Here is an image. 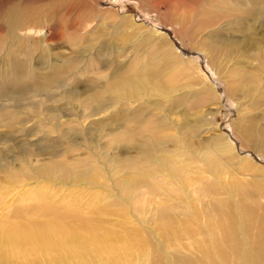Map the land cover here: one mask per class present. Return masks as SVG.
Listing matches in <instances>:
<instances>
[{"label":"rangeland","instance_id":"374dc122","mask_svg":"<svg viewBox=\"0 0 264 264\" xmlns=\"http://www.w3.org/2000/svg\"><path fill=\"white\" fill-rule=\"evenodd\" d=\"M33 1L0 0V27L8 9L32 3L36 5ZM50 1L38 4L39 8ZM81 5H76L68 13L69 21L56 17L55 21L46 23L44 12L39 10L42 21L34 27L41 33L29 35L28 29L19 32V36L25 39L21 43L10 36L7 29L2 32L0 28V86L15 81L13 71L20 62L24 65L22 79L25 84H33L49 75L52 72L49 65L40 60L43 52L50 54L46 60L52 62L53 59L57 65L62 61L71 63L66 74L72 78L67 90L72 93L65 96L59 93L56 99L46 101L43 107L57 110L60 122L68 126L70 141L74 143L58 145L57 155L31 156V160L35 161L30 165L33 169H40L55 160L71 165L78 162L77 165L83 167L89 161L91 165L102 168L98 174L103 189L89 184L87 187H71L67 183L44 182L41 179L35 180V183L27 177L29 186L26 190L48 185L56 194L50 200L54 207H62L68 200L77 197L80 200L76 207L82 206V209L93 207L94 192H100L106 197L102 205H108L114 212L123 213L126 210V216L113 213L99 215L103 228L131 225L143 230L154 247L151 249L162 251L163 254L158 253L160 256L169 259L176 250L181 256L198 259L202 257L198 250V246H202L199 241L209 239L212 243L209 246L214 248V241L218 238L215 230L212 235L205 233L206 236L197 235L192 240L183 241L185 245L192 246L187 247L188 250L179 246L167 248L156 232L158 224L139 221L132 205L146 206L153 210L152 216H155L158 207L169 211L173 204L180 202L177 198L166 202V191L174 197L183 195L186 205L181 201L174 207L176 215L173 222L184 223L192 229L203 227L202 224H207L206 220L214 225L218 213L236 215L240 219V227L244 216L242 206L245 204L264 213L260 209L264 199L259 196L264 192V157L260 158L239 132V128L248 123L253 124L258 135L264 129V18H252L254 13L258 14L264 8V0H82ZM62 26L65 33L63 39L55 41L51 49L40 45L43 40L40 38L50 35L49 29L58 31ZM7 52L12 54V60L4 61V53ZM122 74L132 75L134 81L140 80L143 84L149 82L151 74H157V78L171 92L150 90L145 100L139 102L114 99L107 89L112 79ZM205 78L209 81L206 82ZM97 94L107 101V108L93 115H90V108L84 112L87 106L80 102ZM64 97L68 102L64 101ZM28 100L24 99V102ZM0 107L7 109L0 108V118L6 122L16 121V118L26 120L22 129L23 134H30L28 141L36 142L43 132L31 135L36 133L38 124H42L41 127L50 132V136H59L58 132L51 131L50 123L38 122L39 118L30 105L13 109L0 99ZM134 117L140 118L138 124L131 122ZM146 126L156 130L157 134L153 136L160 141H169L170 149L173 145L181 147L183 151H178V159H183L184 164L197 170V178L207 187L199 188L197 183L195 188L209 192L208 198L199 196V200L196 197L191 199L182 193L185 188L173 179L168 181L159 176L156 180L159 188L155 195L150 198L143 187L140 198H136L133 204L126 202L124 198L127 195L122 190L128 188L131 176L139 173L128 167V159L163 171L156 159L150 161L146 155L128 150L131 145L143 142L141 136L136 138L135 132ZM127 127L130 129L125 130ZM7 131L5 127H0V135ZM146 134V137H152L149 132ZM124 135L132 136L133 140L119 143ZM243 158L249 159L244 161ZM26 173L32 175L28 170ZM240 174L247 176L243 178ZM201 195L204 194L201 192ZM11 198L9 205H19L16 196ZM216 207H220V211H214ZM181 212L187 216L181 215ZM124 220L131 221L126 224ZM248 240L246 237L242 240L245 254L251 250Z\"/></svg>","mask_w":264,"mask_h":264},{"label":"bare ground","instance_id":"6f19581e","mask_svg":"<svg viewBox=\"0 0 264 264\" xmlns=\"http://www.w3.org/2000/svg\"><path fill=\"white\" fill-rule=\"evenodd\" d=\"M34 1L36 5L32 3L22 5L21 7L13 6L8 9L2 18V27H0L3 29L2 32H4V29H7L9 31L7 33L21 43L25 41V39L19 36L21 32L28 29L27 33L29 35H39L41 33V30L37 31L34 27L37 22L42 21L39 10L44 12V16L47 19L46 23H48L53 20L55 21L56 17L59 20L67 18L69 21L68 13L77 6L82 7V0H51L41 8H39L38 4L42 5L45 0ZM69 1L71 3H68ZM263 16L264 8L258 14L254 13L252 18L253 20H261L264 18ZM132 23H130L131 26H134ZM63 28L62 26L58 31L55 28L54 30L49 29L50 35H44L40 38L43 39L40 45H47L46 47L51 49L55 41L63 39V35L65 34ZM41 49L43 50V48ZM4 54V61H8L12 56L9 52ZM51 56L55 58V55L51 54ZM40 57L43 64L49 65L48 67L52 71L49 75L39 78L33 84H25L22 79L25 72L23 70L24 65L23 62H20L15 66V71L11 69L15 73V81L11 84H2L0 86V99L4 100L8 106H11L13 109H23L24 106L30 105V109L35 110L36 116L39 118L38 122L43 123L42 121H44L50 123L51 131L58 132L59 134L57 137H52L50 136V132L46 129L43 130L42 124H38L36 133L31 135L36 136L40 134L39 132H43L36 142H31L28 141L30 134H23L24 130L22 127L24 122H26L25 119L20 120V118H16V121L6 122L0 118V127H5L9 130L0 135V264H264V213L261 214L246 204L242 206L244 216L240 227H238L240 219L238 220L236 215L218 213V218L214 225L206 220L207 224H202L203 227L198 226L196 229H192L184 223L178 224L173 222L175 219L174 215H176L174 214V207L185 200L183 195L174 197L172 193L166 191V202H171L173 198H177L180 202L176 205L172 203L173 205L169 211L158 207L156 209V218L152 216V209L150 210L146 206L132 205V209L139 215V221L158 224L156 232L161 235V242L167 248L179 246L181 249L188 250L187 247L190 245H185L183 241L192 240L197 235L201 237L206 236L205 233L212 235L214 230L217 232L218 238L214 241V248L209 246L212 244L211 240L205 237V242L199 241V244L202 243V246H198V250L202 257L195 259L186 255L181 256L180 251L175 250L169 256V259H166L159 255L160 252L162 253L160 249L157 250L158 252L151 249V247H154L151 245L150 239L144 236L143 230L131 227V225L123 226L118 223L117 226L103 228V221L99 215L113 213L126 216V210L124 209L123 213L122 211L114 212L109 209L110 207L108 208V205H102L106 197H103L100 192H94L92 200H94L95 204L96 202L98 204H94L93 207H91L92 205L88 206L91 207L89 210L88 207L85 209H82V206L76 207L78 205L77 201L80 200L77 197L75 200H68L62 207H54L50 200L56 194L50 190L48 185L35 190H26L29 186V183L26 182L27 177L34 181L41 179L44 182L67 183L71 187H87L89 184L90 186L95 185L99 187V190L103 189L100 186L101 177L98 174L102 171V168L100 167V169L99 167H95L96 165H91L88 163L89 161L83 167L77 165L78 162L71 165L65 161L54 160L51 161L52 164H45L40 169L31 168L30 164L34 160H31V156L40 158V156L46 154L57 155L60 149L58 145L64 146V143H74L70 141L71 135L67 132L68 126L60 122L61 116L56 112L57 110L43 107L46 101L56 99L59 93H63V96L72 93L71 90L67 92L72 78L66 74L71 63L62 61L60 65H57L53 62V59L52 62L46 60L50 57L48 52H43L40 54ZM59 57L61 58L62 55ZM31 70L34 73L35 69L32 68ZM151 76L149 82L147 81V83L143 84L140 80L134 81L132 75H119L118 78L112 79L107 91L114 99L120 100L124 98L135 102L144 101L148 95L147 92L150 90L162 93H166V91L168 93L171 92L170 89L164 87L161 80L157 78V74H151ZM205 81L208 82L209 79L205 78ZM95 87L98 86L95 85ZM24 99L29 100L28 102H24ZM65 100L67 101V97H64ZM82 103L87 106L84 112L90 108V115L99 113L107 108L108 105L107 101L99 94L90 96L88 99L80 102V104ZM38 106L42 107V109L39 110ZM0 108L7 110L4 107ZM131 122L138 124L140 118L134 117L131 119ZM148 127L146 126L140 131L135 132L136 138L137 136H141L143 142L131 145V148L128 150H136L146 155V157L151 159L150 161H153V158L156 159L155 161H158L163 171L145 163L138 164L134 162V159H128V167L139 173L131 176L127 183L128 188L123 187L125 190L122 191L127 195L124 198L126 202L133 204L132 202L136 198H140L143 195L140 193L143 187L147 189L150 198L155 195L159 188V183L156 182L159 176L166 178L168 181L173 179L181 188H185V192L182 191V193H185L191 199L196 197L199 200V196L208 198L209 192L207 193L206 190L198 191L195 188V184L197 183L199 188L206 186L202 184V180L199 181L200 179L197 178L196 174L198 172L195 173L197 170L184 164L183 159H178L180 157H177V155L179 154L178 151L182 150L180 149L181 147L173 145L174 147L170 149L169 141H160L158 137L153 136V134H157L156 130ZM128 129L130 128L127 127L125 130ZM147 132L152 137H146ZM239 132L243 136L244 142L246 140L249 147L254 148L260 155V158L264 157V129L260 131V137L256 133L257 130L253 124L248 123L244 127L239 128ZM131 138L132 136L124 135L120 137L118 142H126L127 140L129 142ZM62 140L67 141L62 142ZM180 155L182 156V154ZM246 159L243 158L244 161H247L249 158ZM27 170L32 175L26 173ZM191 173L195 174L189 176ZM240 175L243 178L247 176L246 174ZM36 181L35 183H37ZM201 192L204 195H201ZM15 196L16 199L18 198L17 203L19 205L13 207V204L9 205L8 201L10 197L15 198ZM259 196L264 199V192L260 193ZM145 201L147 202L148 200ZM183 204L186 205V201H183ZM219 208L216 207L214 211H220ZM260 209L264 212V205H261ZM171 210H173V213H171ZM180 214L187 216L184 212ZM197 219L199 218L197 217ZM130 221L124 220L126 224ZM243 237H246L247 240L249 239L247 245L249 248L251 247L250 252L247 254L243 253L242 249ZM198 250L194 249V251Z\"/></svg>","mask_w":264,"mask_h":264}]
</instances>
